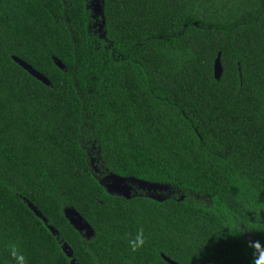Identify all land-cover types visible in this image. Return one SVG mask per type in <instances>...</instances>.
Returning <instances> with one entry per match:
<instances>
[{"label": "trees", "instance_id": "16d2710c", "mask_svg": "<svg viewBox=\"0 0 264 264\" xmlns=\"http://www.w3.org/2000/svg\"><path fill=\"white\" fill-rule=\"evenodd\" d=\"M101 8L95 29L89 0H0V264L9 242L28 264H252L264 0ZM110 176L166 190L114 194Z\"/></svg>", "mask_w": 264, "mask_h": 264}, {"label": "rangeland", "instance_id": "374dc122", "mask_svg": "<svg viewBox=\"0 0 264 264\" xmlns=\"http://www.w3.org/2000/svg\"><path fill=\"white\" fill-rule=\"evenodd\" d=\"M89 9H91L93 12V18H94L93 27L95 29H101L99 22L101 20V15H100V9H102L101 0H89ZM104 183L112 193L119 195L130 194L136 189L137 190L141 189L150 193L153 196H156L159 193H163L166 190L165 187L163 186L149 185L134 180L117 179L111 176L105 179ZM69 218L76 226L85 230V228H83V224L81 223V220L77 217V215L74 212H71L69 214Z\"/></svg>", "mask_w": 264, "mask_h": 264}, {"label": "clouds", "instance_id": "9594fccd", "mask_svg": "<svg viewBox=\"0 0 264 264\" xmlns=\"http://www.w3.org/2000/svg\"><path fill=\"white\" fill-rule=\"evenodd\" d=\"M241 202L243 203V201ZM146 243L147 238L145 236L144 230L143 228H140L139 230H137L135 236L128 240V247L133 252H136L142 249ZM252 247L255 250L252 264H264V250H261L262 248L260 244L255 243L254 245H252ZM7 251L11 261H13V264H28L26 256L15 243L9 242Z\"/></svg>", "mask_w": 264, "mask_h": 264}, {"label": "water", "instance_id": "95a60500", "mask_svg": "<svg viewBox=\"0 0 264 264\" xmlns=\"http://www.w3.org/2000/svg\"><path fill=\"white\" fill-rule=\"evenodd\" d=\"M60 65V63H58ZM23 67H25L33 76H35L36 78H38L39 80H41L42 82L46 83V84H50L48 82V80L43 77L41 74L37 73L35 70H33L30 66H28L27 64L25 63H22ZM221 64H220V59L217 60L216 62V74H217V77L220 76L221 74ZM129 193V192H127ZM127 195H130V194H127ZM70 257H72V254H68ZM170 262V261H169ZM171 264H174L172 262H170Z\"/></svg>", "mask_w": 264, "mask_h": 264}]
</instances>
